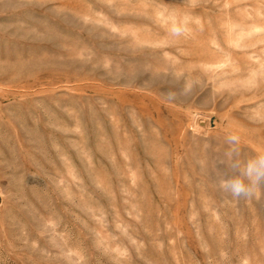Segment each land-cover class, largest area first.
<instances>
[{
	"label": "rangeland",
	"instance_id": "1",
	"mask_svg": "<svg viewBox=\"0 0 264 264\" xmlns=\"http://www.w3.org/2000/svg\"><path fill=\"white\" fill-rule=\"evenodd\" d=\"M230 133L264 151V0H0V264H264Z\"/></svg>",
	"mask_w": 264,
	"mask_h": 264
},
{
	"label": "clouds",
	"instance_id": "2",
	"mask_svg": "<svg viewBox=\"0 0 264 264\" xmlns=\"http://www.w3.org/2000/svg\"><path fill=\"white\" fill-rule=\"evenodd\" d=\"M183 23L186 24L187 20ZM184 30V27L176 23L171 27L173 35H180ZM225 143L229 145L225 158L231 174L219 176L216 180L217 188L234 200L259 199L264 195V151L242 159L238 134H228Z\"/></svg>",
	"mask_w": 264,
	"mask_h": 264
}]
</instances>
